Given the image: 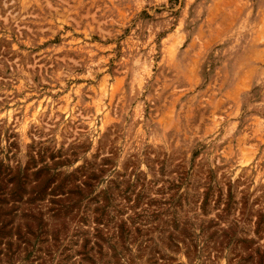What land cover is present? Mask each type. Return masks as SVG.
Masks as SVG:
<instances>
[{"label":"rangeland","instance_id":"rangeland-1","mask_svg":"<svg viewBox=\"0 0 264 264\" xmlns=\"http://www.w3.org/2000/svg\"><path fill=\"white\" fill-rule=\"evenodd\" d=\"M0 264H264V0H0Z\"/></svg>","mask_w":264,"mask_h":264}]
</instances>
